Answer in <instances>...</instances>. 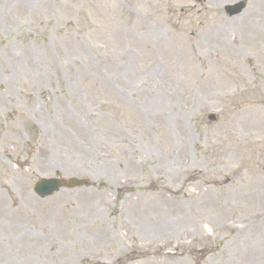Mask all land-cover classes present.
Masks as SVG:
<instances>
[{
    "label": "rangeland",
    "instance_id": "obj_1",
    "mask_svg": "<svg viewBox=\"0 0 264 264\" xmlns=\"http://www.w3.org/2000/svg\"><path fill=\"white\" fill-rule=\"evenodd\" d=\"M0 264H264V0H0Z\"/></svg>",
    "mask_w": 264,
    "mask_h": 264
},
{
    "label": "water",
    "instance_id": "obj_2",
    "mask_svg": "<svg viewBox=\"0 0 264 264\" xmlns=\"http://www.w3.org/2000/svg\"><path fill=\"white\" fill-rule=\"evenodd\" d=\"M61 184L60 183H57V182H46L44 181L42 183V185L39 186L38 190L42 191L43 193H47V194H50L52 193L53 191H55L56 189H58V187L60 186ZM69 185H74V182L71 181L69 183Z\"/></svg>",
    "mask_w": 264,
    "mask_h": 264
}]
</instances>
